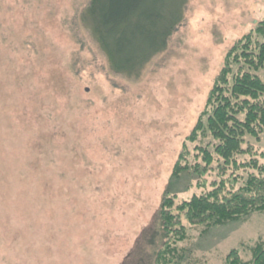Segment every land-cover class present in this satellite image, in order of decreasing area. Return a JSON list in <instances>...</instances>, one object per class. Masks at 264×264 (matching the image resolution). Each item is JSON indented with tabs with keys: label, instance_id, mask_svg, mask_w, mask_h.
Listing matches in <instances>:
<instances>
[{
	"label": "rangeland",
	"instance_id": "1",
	"mask_svg": "<svg viewBox=\"0 0 264 264\" xmlns=\"http://www.w3.org/2000/svg\"><path fill=\"white\" fill-rule=\"evenodd\" d=\"M159 1L163 48L133 77L80 18L90 0H0V264H152L164 191L203 189L173 167L264 0ZM261 238L264 213L214 228L192 261L225 264Z\"/></svg>",
	"mask_w": 264,
	"mask_h": 264
},
{
	"label": "trees",
	"instance_id": "2",
	"mask_svg": "<svg viewBox=\"0 0 264 264\" xmlns=\"http://www.w3.org/2000/svg\"><path fill=\"white\" fill-rule=\"evenodd\" d=\"M80 18L114 73L139 77L148 58L163 48L166 14L159 0H90ZM263 138L264 19L227 52L185 139L171 179L192 170L204 187L190 198L164 191L158 211L162 240L152 264H195L199 239L264 213V151L252 142ZM224 262L264 264V238L233 248Z\"/></svg>",
	"mask_w": 264,
	"mask_h": 264
}]
</instances>
